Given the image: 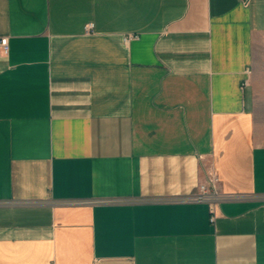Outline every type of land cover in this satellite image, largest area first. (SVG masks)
Wrapping results in <instances>:
<instances>
[{
    "label": "crops",
    "instance_id": "obj_1",
    "mask_svg": "<svg viewBox=\"0 0 264 264\" xmlns=\"http://www.w3.org/2000/svg\"><path fill=\"white\" fill-rule=\"evenodd\" d=\"M2 37L0 264H264V0H0Z\"/></svg>",
    "mask_w": 264,
    "mask_h": 264
},
{
    "label": "built area",
    "instance_id": "obj_2",
    "mask_svg": "<svg viewBox=\"0 0 264 264\" xmlns=\"http://www.w3.org/2000/svg\"><path fill=\"white\" fill-rule=\"evenodd\" d=\"M93 24L89 23L86 25V31L91 32ZM0 49L4 54H7L9 51L8 39L2 37L0 39ZM219 180L218 177L210 173L207 177V181L199 186V191L195 195L184 197V201H193V202H206L209 204L210 219L211 222H215L218 212L219 202L224 198L217 191V184Z\"/></svg>",
    "mask_w": 264,
    "mask_h": 264
}]
</instances>
